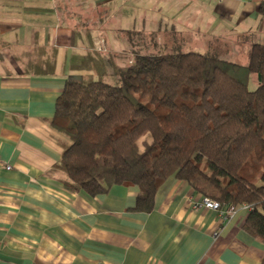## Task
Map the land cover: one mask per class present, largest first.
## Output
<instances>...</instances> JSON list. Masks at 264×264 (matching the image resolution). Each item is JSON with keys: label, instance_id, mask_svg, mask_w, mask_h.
<instances>
[{"label": "crops", "instance_id": "1", "mask_svg": "<svg viewBox=\"0 0 264 264\" xmlns=\"http://www.w3.org/2000/svg\"><path fill=\"white\" fill-rule=\"evenodd\" d=\"M262 2L0 0V264H262L248 212L223 221L184 181L163 183L150 213L138 187L68 191L53 168L70 142L51 125L67 81L116 74L139 47L264 45Z\"/></svg>", "mask_w": 264, "mask_h": 264}, {"label": "trees", "instance_id": "2", "mask_svg": "<svg viewBox=\"0 0 264 264\" xmlns=\"http://www.w3.org/2000/svg\"><path fill=\"white\" fill-rule=\"evenodd\" d=\"M258 15L264 21V0ZM137 49L116 85L65 83L51 125L70 145L53 172L91 197L138 187L143 213L163 183L184 181L222 207L249 206L243 228L264 244V45L248 44L246 66Z\"/></svg>", "mask_w": 264, "mask_h": 264}, {"label": "rangeland", "instance_id": "3", "mask_svg": "<svg viewBox=\"0 0 264 264\" xmlns=\"http://www.w3.org/2000/svg\"><path fill=\"white\" fill-rule=\"evenodd\" d=\"M215 41H218V45H215V49H213L212 47L210 48H206L204 46L200 47L198 46H191V48H184V47H180L179 50H177V52H181V53H189V52H196V53H200L203 55H208V54H213L218 56L220 59L222 60H226V61H230L233 63H237L240 65H247V59H246V54L244 52V49L242 48H236L233 44L236 43L237 40H231L229 38H219ZM224 43H229L231 44L229 45H224ZM233 43V44H232ZM263 43V42H261ZM232 46V47H231ZM94 81H98L97 77L93 78ZM103 83L106 84H110V85H116L118 83V75L109 72L108 75H105L104 78H100ZM258 87L257 84V79L255 77H251L249 83H248V88L250 91H255Z\"/></svg>", "mask_w": 264, "mask_h": 264}, {"label": "built area", "instance_id": "4", "mask_svg": "<svg viewBox=\"0 0 264 264\" xmlns=\"http://www.w3.org/2000/svg\"><path fill=\"white\" fill-rule=\"evenodd\" d=\"M1 166V161H0ZM5 169L7 171L11 170L10 166H6ZM200 207L205 208L207 210H211L217 212L221 220L226 221L232 216L236 215L239 211H249V206L242 205L239 207L236 206H229V207H222L218 202L210 200L208 198H202L201 202L198 204Z\"/></svg>", "mask_w": 264, "mask_h": 264}]
</instances>
